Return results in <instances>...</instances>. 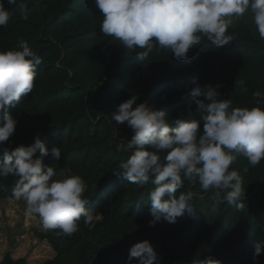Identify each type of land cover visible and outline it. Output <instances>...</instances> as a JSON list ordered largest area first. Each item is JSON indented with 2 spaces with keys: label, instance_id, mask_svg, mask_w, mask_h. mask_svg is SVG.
Listing matches in <instances>:
<instances>
[{
  "label": "trees",
  "instance_id": "16d2710c",
  "mask_svg": "<svg viewBox=\"0 0 264 264\" xmlns=\"http://www.w3.org/2000/svg\"><path fill=\"white\" fill-rule=\"evenodd\" d=\"M5 8L12 15L0 26V51L26 41L43 60L32 93L7 109L18 124L5 147L12 151L30 146L37 135L49 150L61 147L60 159L44 157L45 164L58 173L82 176L87 184L84 195L91 201L87 207L100 217L92 227L82 218L79 231L70 237L37 229L38 238L55 252L41 264H139L136 258L129 261V250L143 240L157 252L154 264H199L209 257L222 264H254L255 244L264 242V160L253 168L240 157L232 165L246 192L242 210L226 202L213 208L214 191L201 190L198 180H185L181 191L193 192L194 213L153 227L151 180L141 188L113 174L130 156L126 145L133 131L126 122L111 119L122 102L136 95L137 104L147 101L166 110L169 121L201 120L196 100L206 98L190 94L194 78L201 86L219 85L217 99L231 98L233 108L257 106L253 93L264 92V40L252 14L234 20L229 32L236 39L225 46L216 47L202 37L186 60L170 50H154L142 60L101 32L103 16L94 0H19L16 5L5 0ZM241 80L246 91L236 83ZM40 155L37 152V158ZM15 181L14 176L0 179L6 187L0 189V204L14 198ZM0 264L28 261L8 252ZM259 264H264V253Z\"/></svg>",
  "mask_w": 264,
  "mask_h": 264
},
{
  "label": "clouds",
  "instance_id": "9594fccd",
  "mask_svg": "<svg viewBox=\"0 0 264 264\" xmlns=\"http://www.w3.org/2000/svg\"><path fill=\"white\" fill-rule=\"evenodd\" d=\"M19 0H7L16 5ZM103 16L101 32L114 37L129 52L140 59L154 50H170L178 59H188V52L201 43L202 37L216 47L235 41L229 32L234 20L251 13L259 37L264 40V0H94ZM11 10L0 0V26H6ZM22 18L29 19L21 8ZM139 49V51H137ZM43 62L26 41L18 48L0 51V179L14 176L13 197L24 201L26 213L39 217L45 231L57 237H70L79 231L80 221L94 226L95 216L87 207L91 201L84 195L87 184L80 175L63 176L44 157L59 160L61 147L49 150L39 135L30 146L21 145L9 151L5 142L15 133L18 121L7 112L22 98L32 93L37 67ZM191 89L201 120L171 119L166 110L150 106L147 101L137 104L138 97L122 102L111 114L112 121L127 123L133 135L126 148L130 156L113 172L120 179L143 188L151 180L155 186L149 193L153 220L150 226L166 220L193 214V192L181 191L184 181H197L201 190L214 191L215 208L226 202L238 210L244 208L246 192L239 171L232 165L243 157L248 166L256 167L264 160V92L253 93L257 106L232 107V100L217 99L219 85ZM242 90L244 81H238ZM134 105H136L134 107ZM231 109V111H229ZM203 123V131H201ZM148 146V147H146ZM149 147L151 150H149ZM41 155L37 158L36 154ZM244 168V172L249 167ZM62 177V178H61ZM0 189L6 190L3 184ZM264 253V242L255 244L254 264ZM154 264L158 256L148 240L135 243L129 250V261ZM195 264V262H194ZM199 264H222L211 257Z\"/></svg>",
  "mask_w": 264,
  "mask_h": 264
},
{
  "label": "rangeland",
  "instance_id": "374dc122",
  "mask_svg": "<svg viewBox=\"0 0 264 264\" xmlns=\"http://www.w3.org/2000/svg\"><path fill=\"white\" fill-rule=\"evenodd\" d=\"M60 173L69 175L65 170ZM37 229L44 230L38 216L26 213L24 201L3 200L0 204V260L8 252L14 258H27L28 264H41L54 257L50 243L36 235Z\"/></svg>",
  "mask_w": 264,
  "mask_h": 264
}]
</instances>
